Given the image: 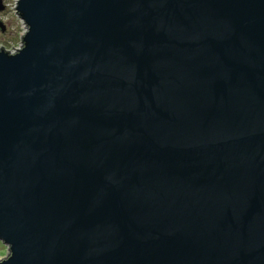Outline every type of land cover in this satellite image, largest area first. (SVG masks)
Masks as SVG:
<instances>
[{
    "label": "water",
    "instance_id": "95a60500",
    "mask_svg": "<svg viewBox=\"0 0 264 264\" xmlns=\"http://www.w3.org/2000/svg\"><path fill=\"white\" fill-rule=\"evenodd\" d=\"M15 9L0 264H264V0Z\"/></svg>",
    "mask_w": 264,
    "mask_h": 264
},
{
    "label": "rangeland",
    "instance_id": "374dc122",
    "mask_svg": "<svg viewBox=\"0 0 264 264\" xmlns=\"http://www.w3.org/2000/svg\"><path fill=\"white\" fill-rule=\"evenodd\" d=\"M18 0H1L4 6L0 10V48L5 51L14 52L22 45V37L25 33V25L16 14V2ZM8 248L0 242V259L6 257Z\"/></svg>",
    "mask_w": 264,
    "mask_h": 264
}]
</instances>
